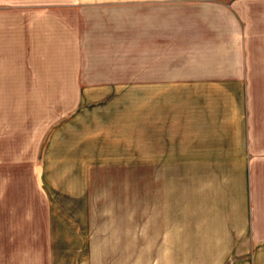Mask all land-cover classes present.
Segmentation results:
<instances>
[{"label":"crops","instance_id":"obj_1","mask_svg":"<svg viewBox=\"0 0 264 264\" xmlns=\"http://www.w3.org/2000/svg\"><path fill=\"white\" fill-rule=\"evenodd\" d=\"M126 1L0 0V99L82 103L137 90L140 128L153 137L149 161L170 163L172 187L174 164L185 162L187 192L200 196L205 213L189 224L183 250L170 245L167 256L264 264V0H139L138 16ZM137 81V89H124ZM75 108L65 129L81 132L84 105ZM3 111L0 186L14 177L5 171L20 175L21 164H35L43 140L33 111ZM56 119L44 118L42 128ZM83 138L57 140L70 161H84ZM64 237L50 228L45 235L0 232V264H100L108 251L93 235L75 236L81 244L74 245Z\"/></svg>","mask_w":264,"mask_h":264},{"label":"rangeland","instance_id":"obj_2","mask_svg":"<svg viewBox=\"0 0 264 264\" xmlns=\"http://www.w3.org/2000/svg\"><path fill=\"white\" fill-rule=\"evenodd\" d=\"M128 3L133 15L138 16L139 0ZM135 21L137 18H132L130 36L138 42ZM136 61L132 60V75L139 70ZM123 84L124 89L134 90L138 81ZM131 93L132 97L83 99L82 103L75 98L0 99L1 121L8 116L3 110L9 107L14 113L18 109L19 117L33 111L37 119L34 133L39 136L43 131L35 164H21L20 175L15 170L4 172L14 173V177L1 182L0 232L45 235L50 228V233L66 236L71 245L81 244L73 242L77 235H93L100 249H108L105 253L101 250L100 264H187L183 252L171 257L167 254L170 245L183 250L189 224L204 217L203 205L198 194H192L191 199L187 192L185 162L174 164L177 175L172 187V180L165 177L170 163L149 161L155 156L145 150L153 137H147L146 130L140 128L138 91ZM77 105H84L87 120L81 132L67 131L66 123L72 120ZM95 109L93 120L91 112ZM54 114L56 121L42 128L44 118L53 120ZM77 135L89 144L82 162L70 161L74 156L59 145L63 141L58 142ZM55 139L58 141L49 144ZM96 143L98 151L94 153ZM49 218L51 227L46 225ZM88 244L93 241L84 246Z\"/></svg>","mask_w":264,"mask_h":264}]
</instances>
